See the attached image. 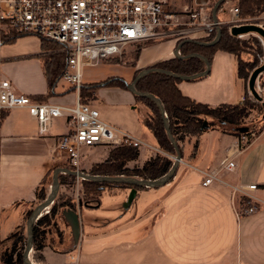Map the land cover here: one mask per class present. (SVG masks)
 Returning <instances> with one entry per match:
<instances>
[{"label": "crops", "instance_id": "crops-1", "mask_svg": "<svg viewBox=\"0 0 264 264\" xmlns=\"http://www.w3.org/2000/svg\"><path fill=\"white\" fill-rule=\"evenodd\" d=\"M211 1L205 4L210 12ZM233 1H225L217 10V18L224 24L231 16ZM196 4L195 0H170V9L186 21L183 8ZM260 17L264 19V11ZM5 32L0 28V76L35 102L73 106L79 90L61 79L50 87L43 61L46 51L40 38L26 34L2 42ZM204 35L199 31L196 37ZM181 41L166 38L146 42L138 47L130 63H119L115 58L97 65L115 67L111 71L104 68L99 78L88 79L86 76L92 73L84 67L82 83L107 78L129 83L138 70L173 57ZM209 63L207 75L177 83L181 93L212 107L238 102L248 87L236 75L234 55L217 50ZM93 96L85 100L98 109L104 121L141 142L137 158L126 163L128 168L141 167L158 152L172 158L143 126L141 114L134 110V95L128 89L99 86ZM67 131L65 114L52 120L47 134L39 135L36 119L26 107L0 108V240L22 224L26 211L40 203L36 189L42 180L54 168L67 164L62 158H53L55 138ZM238 138L208 129L200 134L195 155V138L186 140L172 178L158 187H136L130 201L131 185L104 186L95 204L74 197L75 209L63 207L58 211L56 219L62 235L54 236V247L42 248L39 264H264V133L241 152L232 154V170L220 169L212 183L202 185L205 173L233 152ZM109 148L81 147L79 170L89 173L94 164L107 158ZM253 183L256 189L249 195L257 209L238 218L231 202L233 188ZM59 189L74 195L84 193L80 178ZM235 197L244 198L240 193Z\"/></svg>", "mask_w": 264, "mask_h": 264}, {"label": "built area", "instance_id": "built-area-1", "mask_svg": "<svg viewBox=\"0 0 264 264\" xmlns=\"http://www.w3.org/2000/svg\"><path fill=\"white\" fill-rule=\"evenodd\" d=\"M183 10L186 21L180 20L178 13L170 9V0H0V28L4 31L13 29L23 35L42 36L62 45L67 60L60 79L78 90L82 84L84 67L121 58L127 46H140L166 38H173L177 42L195 39L199 31L208 35L211 30L224 25L220 20H212L210 7L205 4L185 6ZM229 11V31L233 25L251 22L239 17L237 6L231 7ZM252 34L256 35L263 47L262 54L258 56L260 65L264 61V38ZM243 35L232 36L241 38ZM254 87L259 99L247 88L236 103L242 104L247 99L258 102L259 117L263 123L261 131L239 135L233 152L226 154L216 168L205 173L202 185L212 183L218 170H232V154L241 152L253 138L264 133V83H258L256 79ZM15 107L28 109L36 119L39 135L49 132L54 118L66 115L68 131L55 138L53 158H62L76 170H79V150L83 146L115 147L126 144L139 147L141 144L129 132L104 121L98 109L80 100L79 96L71 107L35 102L27 94L17 92L8 79L0 76V108ZM254 189V183L233 188L231 202L236 217L256 211L257 206L249 195ZM237 193L244 198L237 199ZM74 196L77 201H81V194L76 193ZM47 211L45 209L43 212ZM66 264L90 263L73 261Z\"/></svg>", "mask_w": 264, "mask_h": 264}, {"label": "trees", "instance_id": "trees-1", "mask_svg": "<svg viewBox=\"0 0 264 264\" xmlns=\"http://www.w3.org/2000/svg\"><path fill=\"white\" fill-rule=\"evenodd\" d=\"M236 1L240 18L259 16L264 11V0ZM223 4L224 3L219 6V9ZM220 28L221 35L215 44L201 45L195 42H184L179 47V52L181 55L198 53L207 58L209 62L217 50L231 53L236 58V75L245 85H247L250 73L258 66V60L254 54L246 52L245 48H251L259 53L262 50L260 42L255 37H250L246 40H240L233 37L230 34L229 26L223 25ZM22 35L23 34H19L13 29H9L1 35V41L5 42L13 40ZM215 36L216 29H213L208 35L201 36L195 40L209 42L213 40ZM39 38L43 48L46 41L59 44L54 40L42 36H39ZM243 53L248 54L249 57L244 58L242 56ZM66 60V52H62L56 56L51 54L50 60L48 61V65L51 67L49 73L51 76H49L44 63V69L48 76L50 87L53 85L55 86L61 78L66 67ZM150 67L169 70L180 75H190L202 71L205 68V63L198 57L190 56L180 58L174 55L173 57L159 61ZM139 71L140 70H138L135 75ZM179 81L181 80L164 73L151 71L138 79L135 87L138 91H148L160 99L169 122L170 132L178 144L181 154L182 143L186 140L195 138L192 151V155H195L198 147V138L200 134L208 129H218L224 133H232L239 136V130H228L225 125L237 126L243 122V119L250 113L251 109L256 106L258 109L260 108L258 102L249 99L245 100L242 104L222 103L212 107L183 95L177 86ZM127 84L128 83L121 78H107L98 82L82 83L78 89L79 97L80 100L86 102L83 100V97H89L91 94L93 95L94 91L99 86L114 85L128 89ZM134 98L135 105L138 106L137 108L140 113L142 112V107L147 110V113L143 117L141 116L143 126L153 135L159 148L163 152L170 156H174L176 153L175 149L166 134L162 115L156 104L146 97L134 95ZM1 117H3V113H1ZM138 153V148L133 145L125 144L115 146L110 149L109 154L104 161L96 163L91 167L89 174L109 176L125 175L145 179H155L164 175L174 161L173 158L158 152L154 157L145 161L141 167L128 168L126 163L130 160L136 159ZM58 167L73 169L68 164H62ZM47 177L48 176H46V178ZM46 178L42 180L40 186L36 189V199L39 202L43 201L47 196L48 183H46ZM75 180L76 177L71 174L63 172L58 174L60 185L72 184ZM81 183L86 196L87 194H90V196L85 198V202L90 204H95L98 201L99 193L104 186L128 185L125 183L99 182L86 179H81ZM137 188H143V186ZM59 198L60 201H58ZM63 207L75 209L76 202L71 197L62 198V194L56 195L53 202L47 208L48 211L43 212L33 225V260L37 264L43 260L41 253L42 248L46 245L54 247V236L60 237L62 235L56 216L58 211ZM30 212L31 210L26 211L24 216L25 219L28 218ZM51 226H54L56 229L54 236L47 235ZM23 231L24 228L21 224L7 237L0 240V264H25L23 260V251L26 244V227L25 234ZM7 242H10V244L7 245Z\"/></svg>", "mask_w": 264, "mask_h": 264}, {"label": "water", "instance_id": "water-1", "mask_svg": "<svg viewBox=\"0 0 264 264\" xmlns=\"http://www.w3.org/2000/svg\"><path fill=\"white\" fill-rule=\"evenodd\" d=\"M208 1L209 0H195V2L197 4H206ZM225 1H227V0H216L213 3L212 10H211V17H212V20L214 22L218 21L217 10L219 9V6L222 3H224ZM220 27L221 26L216 28V36L214 37L213 40H211L209 42H201V41H197V40L189 39V38L184 39L178 43V48L174 52V55L178 56L180 58L193 56V57H198V58L202 59L203 62L205 63V68L202 71H199L197 73H193L190 75H180V74L174 73V72L169 71V70L159 69V68H155V67H147V68L141 69L135 75V77L132 79V81L127 84L128 90L133 95L146 97V98H149L150 100H152L156 104L160 114L162 115L163 125H164V128L166 130V134H167V136H168L170 142L172 143V145L175 149V152H176L174 157H173L174 161H173L171 167L169 168V170L164 175H162L158 178L145 179V178H139V177H135V176H125V175H115V176L92 175V174H89L88 172H84V171L76 170V169H69V168H64V167L54 168L52 171V183L50 185L49 194H47L46 198L43 201H41L40 203H38L31 210L30 215L28 216V218L25 221L26 244H25L24 251H23V260H24L25 264H34L30 258V251L32 250L33 225H34L35 221L37 220V218L43 213V211L45 209H47L49 207V205L53 202L54 198L56 197V195L59 191V187H60V183L58 181V174L60 172L71 174V175L75 176L76 178H80V179L99 181V182L125 183L128 185H131L134 188L131 190L128 201H130L133 198V196L136 192V189H135L136 187H140V186L158 187V186H161V185L167 183L172 178V176L174 175V172L176 171V169H177V167L181 161V153H180L178 144L176 143L173 135L170 132L169 122H168V119L165 115L162 103H161L160 99L158 97H156L154 94H152L148 91H138L136 89L135 85H136V82L138 81V79H140L143 75H145L151 71L164 73L166 75L175 77V78L180 79V80H194L196 78L207 75L209 70H210V63H209L207 58H205L204 56H202L198 53H190L188 55H181L178 52V49L182 45V43H184V42H195V43H198L201 45H213V44H215L219 40V37L221 35V28ZM230 33L232 35L256 33V34H258L264 38V27L260 26L259 24L255 23V22L242 23L240 25L231 26L230 27ZM263 71H264V61L262 64L258 65L257 67H255L252 70V72L249 75L248 81H247L248 89L251 91L252 95L258 99H259V96H258L254 86H255V82H256L258 75ZM244 129L245 128H239V130H244Z\"/></svg>", "mask_w": 264, "mask_h": 264}, {"label": "rangeland", "instance_id": "rangeland-1", "mask_svg": "<svg viewBox=\"0 0 264 264\" xmlns=\"http://www.w3.org/2000/svg\"><path fill=\"white\" fill-rule=\"evenodd\" d=\"M211 2L213 3L215 1H211ZM211 2L208 5H211ZM236 3H237V1L234 0L232 6H237ZM228 18L229 19L224 24V26H228L229 25V20H230L231 16L229 15ZM241 19H243L245 21H251V22H255V23L261 24L264 27V19L262 17H260V15L259 16H252V17H244V18H241ZM233 37H235V36H233ZM250 37L257 38L256 35H254L252 33H246L241 38H237V37H235V38L240 39V40H246V39H248ZM260 45H261V43H260ZM138 47H139V45L127 46L124 49L121 58H116L115 61L116 62H119V63H130L131 60H133L135 58L136 52L138 50ZM261 49L262 50L259 53L258 52H255V50H252L251 48H245V51L248 52V53L254 54V56L258 60V56L261 55L262 54V51H263L262 45H261ZM44 50L46 51V53L43 56V61H44L45 65H46V69H47L48 74H49L51 67L48 65L49 64L48 61L50 60L51 54H54L56 56L57 54H61L62 52H65V51H63L62 45L55 44L54 42H48V41H46L44 43ZM242 56L244 58H248L249 57V55L246 54V53H243ZM257 65H259V61H258V64ZM104 68L106 69L107 67H98V66H96V67L95 66L90 67V66H87V67H85V69H89L92 74L90 76H86V77H88V79L99 78L100 75H102L103 71H105ZM110 68L115 69V67L112 66V67L107 68L108 69L107 71H111V70H109ZM116 68L119 69L120 67H116ZM129 75L131 76V74H129ZM49 76H51V75L49 74ZM257 82L258 83H261V84L264 83V71H263L262 74H259L258 75ZM89 98L92 99V98H94V96L91 94V95H89ZM83 100L87 102V100H85V97H83ZM134 106H135L134 110L137 111L138 113H140L138 111V108H137L138 106L135 105V103H134ZM146 113H147V110L144 107H142V112L140 113L141 114L140 116L143 117ZM262 124H263L262 123V120L259 117V109L256 106L255 108L251 109L250 113L243 119V122L242 123H240L237 126L225 125V127L228 130H233V129L239 130V128H245L244 130H239V132H240L239 135H242V134H251V132L257 134V133H259V131H261V128L263 126ZM112 148L113 147H110L109 149H112ZM173 157L174 156H172V158ZM51 182H52V180H51V172H50V174L46 178V183H48V186H47V194H48V189L50 190ZM58 194H62V198L71 197L72 199H75L74 198L75 197L74 196V192H72L70 190L69 191H65V190H60L59 189L57 195ZM87 196H90V194H87ZM87 196H86L85 192L82 193L81 194V201L84 202L85 201V198ZM58 201H60V198L58 199ZM25 221H26V219H24V221L22 222V225H23V228H24V231H23L24 234H25ZM55 232H56V229L54 228V226H51L49 228V233L47 235L48 236H50V235H53L54 236V233ZM6 244L9 245L10 242H7ZM30 258L34 262V264H37L33 260V250L30 251Z\"/></svg>", "mask_w": 264, "mask_h": 264}]
</instances>
